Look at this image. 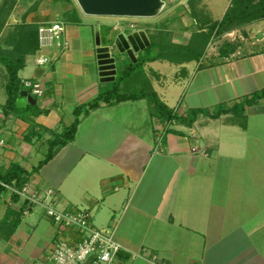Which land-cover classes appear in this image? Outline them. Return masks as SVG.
Instances as JSON below:
<instances>
[{"label": "crops", "instance_id": "1", "mask_svg": "<svg viewBox=\"0 0 264 264\" xmlns=\"http://www.w3.org/2000/svg\"><path fill=\"white\" fill-rule=\"evenodd\" d=\"M229 5L225 0L218 19L209 6L208 17L220 20ZM78 22L67 26L71 46L54 62L35 65L30 75H19L25 66L18 71L43 93L25 88L31 97L19 96L17 107L46 112L5 114L0 107V169L18 163L31 188L56 189L62 204L86 209L97 228L113 229L126 248L116 264L130 252L155 253L167 264H264V97L244 102L264 90V42L238 46L240 55L204 51L198 60L143 64L145 85L175 112L221 106L226 111L218 117L199 113L187 126L150 115L143 98L100 102L81 113L73 140L54 146L38 167L49 141L74 122V108L113 80L97 63L98 47L110 46L101 30L110 26ZM110 28L113 35L119 30ZM24 207L18 195L0 194V264H45L55 229L41 209L23 215Z\"/></svg>", "mask_w": 264, "mask_h": 264}, {"label": "trees", "instance_id": "2", "mask_svg": "<svg viewBox=\"0 0 264 264\" xmlns=\"http://www.w3.org/2000/svg\"><path fill=\"white\" fill-rule=\"evenodd\" d=\"M69 5H72L71 0H66ZM5 2L0 6V31L3 28L5 23L6 15H2V12L6 10ZM12 6V4H10ZM71 11L75 12V9L72 8ZM70 12L68 11V14ZM193 18L197 16L196 12L193 13ZM199 14V13H198ZM205 15L202 13V16ZM24 16V15H23ZM205 17V18H204ZM202 23L203 27L207 28L204 37L208 40L211 36L221 35L226 33L230 29L239 27L245 23H249L256 19L264 18V0H230V5L225 10L222 18L217 21H212L209 17L204 16ZM25 19V17H24ZM69 19L74 21H79V18L76 14H72ZM38 22H26L25 20L16 24L4 38L6 46L9 48H0V63L4 65L5 70L7 71V80L4 84V90L6 93V101L1 105L2 110L5 114H21L29 110L32 115H37L40 112H46L44 110H37L32 104H27L24 108L17 107L16 100L20 96V92L25 88L29 91L30 89L24 86L21 78L18 76V71L25 66L26 57L33 55L38 48V37H37ZM108 33L110 27L107 28ZM200 35L203 33L202 30H199ZM114 37V36H113ZM114 38H107L104 34L103 42L104 44H112ZM175 47V48H173ZM198 47V46H197ZM204 47V45H203ZM171 54H168L164 51V47L150 40L149 45L138 51L135 62H127V64H119L118 69H120L119 75L114 76L113 82L106 84L98 91L97 96L86 104H80L76 106L73 110L75 119L71 126L66 127L60 134H55L53 140L49 141L48 153L46 154L44 160H42L38 167L48 161L54 152V146L56 145H65L66 143L73 140L76 126L79 120V116L83 112H87V109H93L99 106L100 102L106 104H111L119 101H124L128 99H139L143 98L148 102L150 115L158 117L164 121H174L177 123H182L187 126H190L196 119L199 113L207 115L212 118L218 117L221 113L226 111L221 106L214 108L215 110L209 111L208 109H199L194 108L186 111L184 114H178L172 108L168 107L157 95V93L147 87L145 84L140 85L139 89L133 91H123L121 87V82L124 80L125 75L137 74L142 72V66L146 62H150L156 59H166L171 62H182L191 59H199L201 56L200 50H183V47L171 46ZM202 49V48H201ZM179 54V55H178ZM223 55L225 52L222 53ZM125 58V57H124ZM128 60V58H126ZM126 61V60H125ZM117 71V70H116ZM264 97V90L256 92L252 95L251 100H244L246 103H250L256 98ZM34 99V98H32ZM243 106V105H242ZM234 112L235 108L232 109ZM240 113V112H239ZM32 126H35L31 124ZM38 168H36L37 170ZM27 182L26 170L21 167L16 162H11L6 168L0 169V194L6 191L5 185L11 186L16 189H20ZM15 198L17 194H12ZM18 217L13 221L12 227L8 230L7 234L10 235L16 225H18ZM124 256V255H123Z\"/></svg>", "mask_w": 264, "mask_h": 264}, {"label": "rangeland", "instance_id": "3", "mask_svg": "<svg viewBox=\"0 0 264 264\" xmlns=\"http://www.w3.org/2000/svg\"><path fill=\"white\" fill-rule=\"evenodd\" d=\"M166 1V9L157 17L144 18L86 15L80 10L75 0H71L72 5H69L66 0H0V6L4 2L6 3V10L2 12V15L7 14L5 23L1 30L2 34L0 36V48H9L4 42V38L9 32L8 30H11L16 24L22 22V20H26L28 16V19L33 21L55 19L64 21L67 29V26L69 27V25L72 23H79L78 21L69 19L72 14H76L80 22L92 25L94 30H99V28H101V23H105L110 27H119V30H117L114 35L109 31L112 37L115 36L114 44H110V47H112V50H114V52L111 51V55L115 57L117 70L115 73L116 75H119L120 73V69L117 68L119 64L125 65L129 61L133 62L131 54L135 53V57L138 54V52H134L133 48L130 49L133 52L129 50L123 52L125 47L122 42H128V37L130 35L129 33L139 31L141 28L145 29V35L148 36L149 41H157L164 47V51L168 54H171V50L175 48H171L173 45L183 47V50H181L182 53H184V50L187 49H196L200 50L201 55L204 51L214 55L217 53L222 54L223 52H225L227 55L228 53H233V51H236V55H240L243 53V51H240L238 46H241L242 44H248L252 47H255L261 44L258 42H264V18L245 23L239 27L230 29L226 33H222L221 35L211 36L208 40H206L203 34L207 32V28L203 27L204 23L202 22L205 20L204 16L208 17V7H211L213 19H218L225 0H210L209 4L207 3V0ZM10 4H12V6ZM72 8L75 9V12L71 11ZM68 11L70 12L69 14ZM194 11L197 14L195 19L193 18L194 16L192 14ZM202 13L205 15L202 16ZM129 24H133L134 27L130 28ZM199 30H202L203 32L201 36L198 35L200 34L198 33L200 32ZM101 33L103 35L102 38L104 37V34H107L106 32H102V30ZM119 34H122L125 41H121L122 39L120 38ZM126 58H128V60ZM34 66L35 63L33 61V57L27 56L25 68L20 71L19 75H30V69ZM170 71L171 70H168V72ZM7 76V71L5 70L4 65L0 63V107L6 98L3 84L6 82ZM26 78L28 77L26 76ZM31 80L34 81V79ZM110 82L112 83L113 80ZM140 82H144L143 75L141 73L125 75L124 80L121 82V87L123 88L122 92H129V90L133 91L139 89L138 87H140ZM27 112H23V114H27ZM37 208L42 210V208L38 206L35 207V209ZM122 261L123 264H139L136 263L138 260L132 262L130 260L123 259Z\"/></svg>", "mask_w": 264, "mask_h": 264}, {"label": "built area", "instance_id": "4", "mask_svg": "<svg viewBox=\"0 0 264 264\" xmlns=\"http://www.w3.org/2000/svg\"><path fill=\"white\" fill-rule=\"evenodd\" d=\"M129 27L134 25L129 24ZM118 28L114 26V29ZM37 37L38 48L32 57L38 67L51 64L59 54L70 48L64 21L55 19L39 22ZM22 82L30 89L31 94L42 95L39 82L30 79ZM156 141L160 148V138L157 137ZM2 145L3 140L0 139V149ZM4 186L24 202L25 207L21 209L23 215L38 206L52 223L55 235L52 246L45 255V264H116L118 253L126 250L115 238L113 229H100L92 224L91 214L86 209L62 204L56 189L31 188L27 183L20 189ZM138 258L149 264H167L155 253L144 255L130 252V261Z\"/></svg>", "mask_w": 264, "mask_h": 264}, {"label": "water", "instance_id": "5", "mask_svg": "<svg viewBox=\"0 0 264 264\" xmlns=\"http://www.w3.org/2000/svg\"><path fill=\"white\" fill-rule=\"evenodd\" d=\"M80 10L91 16H117V17H144L152 18L158 16L167 7L166 0H75ZM128 42L123 39L122 34H119L124 51L133 48L134 52L143 49L149 45V41L143 31H135L129 33ZM115 39V36L112 37ZM113 40V44H114ZM112 47L99 46L97 49V63L98 68L103 73L102 75L114 78L116 73L115 57L111 55ZM133 52V51H132ZM135 53L131 54L133 62L136 61ZM20 96L26 97L28 101L30 95L24 91L20 92ZM17 99L16 103L19 105L24 98Z\"/></svg>", "mask_w": 264, "mask_h": 264}]
</instances>
